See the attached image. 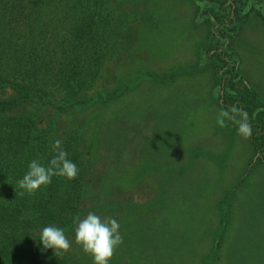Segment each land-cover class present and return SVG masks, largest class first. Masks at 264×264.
I'll return each mask as SVG.
<instances>
[{
  "label": "rangeland",
  "instance_id": "obj_1",
  "mask_svg": "<svg viewBox=\"0 0 264 264\" xmlns=\"http://www.w3.org/2000/svg\"><path fill=\"white\" fill-rule=\"evenodd\" d=\"M104 1L108 39L98 79L82 90L87 107L55 115L52 126L30 103L12 118L30 119L51 142L72 133L92 144L100 161L87 182L99 179L104 165L112 169L101 197L88 186L89 208L79 215L119 222L123 244L109 264H264V154L252 142L264 135V116L257 125L250 120L247 140L230 122L220 128L219 95L230 107L234 97L221 93V76L213 74L227 69L234 53L242 79L235 89L255 91L264 109V2L247 0L238 9L231 0ZM115 90L113 104L88 122L95 110L89 104ZM56 96L59 106L79 100ZM74 228L65 229L72 248L62 258L93 264Z\"/></svg>",
  "mask_w": 264,
  "mask_h": 264
},
{
  "label": "trees",
  "instance_id": "obj_2",
  "mask_svg": "<svg viewBox=\"0 0 264 264\" xmlns=\"http://www.w3.org/2000/svg\"><path fill=\"white\" fill-rule=\"evenodd\" d=\"M231 1L240 9L247 0ZM249 1L253 4L264 2ZM106 5L104 0H0V264H69L62 257H55L52 249H43L39 233L48 225L66 229L73 223L74 216L89 208L88 186L93 187L95 198H98L104 193V185H108L112 169L106 165L99 179L93 176L95 179L86 181L88 174L91 177L98 172L96 162L100 160L92 144L87 147L80 144L82 137L71 133L68 139L59 136L54 141H62L68 158L79 168L77 178L68 181L53 177L51 184L34 196H20L17 181L26 173L32 159L39 158L47 164L53 155V141L43 135L45 130L37 134L30 119L28 123L22 117L12 118L20 106L30 103L36 111L43 112L39 120L52 126L60 118L56 117L58 114L87 107L80 97L82 90L94 85L100 73L101 48L108 39L104 26ZM222 5L216 7L220 9ZM225 10L230 15L229 6ZM222 24L217 30L224 35ZM234 28L233 24L232 30ZM212 35L216 38L214 33ZM215 41L226 45L221 36ZM215 55L220 57L219 53ZM232 56V64L227 69H214L213 74L221 76L216 81L221 93L234 97L232 106L246 111L249 120L257 125L264 116V109L255 91L246 86L241 91L235 89V83L242 79L235 70V54ZM60 91L70 100H79L59 106L53 101ZM116 92L119 91L89 104L95 106V110L87 118L88 122L94 119L92 115L113 104L114 101H109ZM219 96L221 109H229L230 104L225 103L224 96ZM256 108L261 111L257 112ZM252 142L254 149L264 154V135L257 132Z\"/></svg>",
  "mask_w": 264,
  "mask_h": 264
},
{
  "label": "clouds",
  "instance_id": "obj_3",
  "mask_svg": "<svg viewBox=\"0 0 264 264\" xmlns=\"http://www.w3.org/2000/svg\"><path fill=\"white\" fill-rule=\"evenodd\" d=\"M216 122L220 128H225L229 122L234 124L241 139L247 140L252 136L248 113L236 106L220 110ZM51 148L53 155L46 165L39 158L29 162L28 170L17 181L20 196H34L41 188L50 185L53 177H62L68 181L77 178L79 168L68 158L62 141L56 139ZM72 220L75 225V243L84 254L91 257L93 264H109L117 248L123 244L119 222L115 218H102L94 212H88L83 218L77 214ZM39 236L43 249H52L55 257H63L71 251L72 241L68 239L62 227L45 226Z\"/></svg>",
  "mask_w": 264,
  "mask_h": 264
}]
</instances>
